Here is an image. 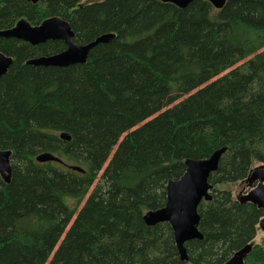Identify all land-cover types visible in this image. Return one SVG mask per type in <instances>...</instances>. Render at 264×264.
Returning <instances> with one entry per match:
<instances>
[{"label":"trees","instance_id":"trees-1","mask_svg":"<svg viewBox=\"0 0 264 264\" xmlns=\"http://www.w3.org/2000/svg\"><path fill=\"white\" fill-rule=\"evenodd\" d=\"M80 1L0 0V31L59 17L79 44L114 35L64 68L26 64L62 52V41L0 38L12 58L0 79V150L11 151L0 264H221L250 243L244 264H264L253 244L264 212L223 188L264 166V0L221 10L204 0ZM222 148L211 200L197 207L203 238L181 261L170 226L148 227L143 215L163 207L185 160ZM46 152L83 172L37 163Z\"/></svg>","mask_w":264,"mask_h":264},{"label":"water","instance_id":"water-1","mask_svg":"<svg viewBox=\"0 0 264 264\" xmlns=\"http://www.w3.org/2000/svg\"><path fill=\"white\" fill-rule=\"evenodd\" d=\"M36 4L38 0H26ZM162 3H171L180 9L187 7L193 0H159ZM215 9L221 10L226 0H204ZM114 37L107 33L96 37L86 44L74 42V32L69 23L59 17H49L38 26H31L25 19L19 20L14 27L0 31V38H13L28 43L32 46L43 44L47 41L59 40L65 44V50L50 56H39L26 61L27 65L34 67H59L85 64L89 52L99 44H106ZM12 64V58L0 52V79L7 73ZM59 138L70 141L67 133H61ZM225 148L219 149L207 159H187L184 162L185 171L177 180H170L166 185V200L163 207L150 210L143 215V222L148 227L167 223L173 233L174 243L181 261L187 260L185 244L192 240H202V234L198 231L199 215L197 207L202 202L211 200L210 185L207 180L211 173L218 167L220 157ZM11 151L0 150V177L4 183L10 182ZM37 163L54 162L69 170L82 173L77 165H67L61 159L51 153H42L35 157ZM250 187L249 191L240 196L237 202L251 204L264 212V166L252 170L246 179ZM258 228L264 231V217L260 220ZM252 249V244H246L231 257L221 264H244L245 259Z\"/></svg>","mask_w":264,"mask_h":264},{"label":"rangeland","instance_id":"rangeland-1","mask_svg":"<svg viewBox=\"0 0 264 264\" xmlns=\"http://www.w3.org/2000/svg\"><path fill=\"white\" fill-rule=\"evenodd\" d=\"M101 1L103 0H81L80 5L82 6L93 2H101ZM255 167H258V164H256ZM223 188L231 192V197L233 200H237L240 196L246 194L249 191V187L245 182L224 184ZM253 244H259L264 247V231H261L260 229L257 230Z\"/></svg>","mask_w":264,"mask_h":264},{"label":"bare ground","instance_id":"bare-ground-1","mask_svg":"<svg viewBox=\"0 0 264 264\" xmlns=\"http://www.w3.org/2000/svg\"><path fill=\"white\" fill-rule=\"evenodd\" d=\"M224 152H225V151H224ZM210 156H211V155H210ZM208 158H209V157H208ZM41 165H42V164H41ZM256 168H257V167H256ZM254 169H255V168H254ZM254 169H253V170H254Z\"/></svg>","mask_w":264,"mask_h":264}]
</instances>
